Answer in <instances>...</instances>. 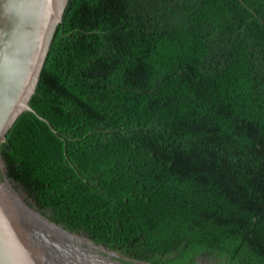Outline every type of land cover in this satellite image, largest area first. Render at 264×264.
<instances>
[{"label":"trees","instance_id":"1","mask_svg":"<svg viewBox=\"0 0 264 264\" xmlns=\"http://www.w3.org/2000/svg\"><path fill=\"white\" fill-rule=\"evenodd\" d=\"M29 105L0 156L50 221L125 264H264V0H68Z\"/></svg>","mask_w":264,"mask_h":264},{"label":"water","instance_id":"2","mask_svg":"<svg viewBox=\"0 0 264 264\" xmlns=\"http://www.w3.org/2000/svg\"><path fill=\"white\" fill-rule=\"evenodd\" d=\"M67 1L0 0V145L23 112L49 125L29 101ZM80 238L84 237L56 225L20 195L0 156V264L129 262Z\"/></svg>","mask_w":264,"mask_h":264},{"label":"rangeland","instance_id":"3","mask_svg":"<svg viewBox=\"0 0 264 264\" xmlns=\"http://www.w3.org/2000/svg\"><path fill=\"white\" fill-rule=\"evenodd\" d=\"M12 185H13V187H15L16 189H17V191L20 193V195L26 200V197H25V195H24V193L21 191V189H19L18 187H16V185L14 184V183H12ZM27 201V200H26ZM29 203V202H28ZM77 235H79V236H81V237H84L85 239H88L87 238V236L85 235V234H83V233H79V234H77ZM89 240V239H88Z\"/></svg>","mask_w":264,"mask_h":264},{"label":"bare ground","instance_id":"4","mask_svg":"<svg viewBox=\"0 0 264 264\" xmlns=\"http://www.w3.org/2000/svg\"><path fill=\"white\" fill-rule=\"evenodd\" d=\"M80 241H81V242H87V241H85L83 238H80Z\"/></svg>","mask_w":264,"mask_h":264},{"label":"flooded vegetation","instance_id":"5","mask_svg":"<svg viewBox=\"0 0 264 264\" xmlns=\"http://www.w3.org/2000/svg\"><path fill=\"white\" fill-rule=\"evenodd\" d=\"M213 264H215V263H213Z\"/></svg>","mask_w":264,"mask_h":264}]
</instances>
